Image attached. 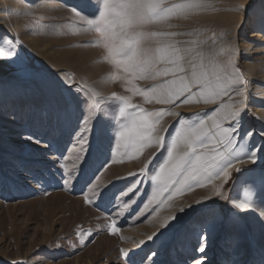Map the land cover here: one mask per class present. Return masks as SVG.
I'll use <instances>...</instances> for the list:
<instances>
[{
  "label": "rangeland",
  "instance_id": "1",
  "mask_svg": "<svg viewBox=\"0 0 264 264\" xmlns=\"http://www.w3.org/2000/svg\"><path fill=\"white\" fill-rule=\"evenodd\" d=\"M10 1L0 0V32L17 34L30 50L32 74L24 81L9 83V74L5 73L4 82L0 83V264L18 261L24 264H124L121 249L137 250L136 258L143 257L154 245L149 242L140 249L138 242L147 240L164 218L175 214L179 207L195 204L209 195L212 184L176 193L169 202L172 207L162 204L141 215L140 210L152 193V186L146 180L142 185L143 194L131 205L132 210L122 219L112 217L119 220L120 231L110 233L107 230L110 215L119 209L111 208L106 202L99 207L86 203L80 191L83 177L64 186L59 165L50 159L53 154L67 156L65 163L71 169L78 148L76 132L80 113L76 105L80 98L62 85L59 77L71 76L94 88L101 97H108L113 92L132 96L131 103L149 112L169 109L171 114H166L157 125L159 133L166 139L175 131L179 119L195 120L210 114L214 105L196 102V97L187 104L177 101L175 105H168L154 100L148 103L142 96L127 92L123 80L106 79L115 69L104 59L106 53L102 47L87 43L95 40L98 34L84 31L82 22L73 21L70 6L77 0ZM166 2L181 3L183 0ZM242 3L245 0H208L207 7L191 15L173 18V28L149 24L144 30L195 32L193 36L174 39L199 41L197 51H202L206 57L229 45L238 47L234 59L246 78L248 108L252 113L245 116V127L259 130L264 127V44L250 37L253 31L260 30L250 20L243 19V12L236 10L235 6ZM242 42L246 46L242 47ZM135 83L143 88L154 82L137 80ZM69 101L73 105L72 112L65 111ZM101 104L105 105L110 117L117 111L113 104L105 101ZM33 133L46 143L51 141L48 150L23 139ZM153 153L155 157L149 166L153 168L166 155L165 149L157 151L154 143L143 147L139 156L125 155L124 148L120 147L114 156L101 157L107 166L100 174V182L109 185L111 193L119 195L134 181L130 173L138 172ZM95 163L99 165L100 160ZM21 166L42 172L46 179L39 183L27 179ZM237 176L234 172L233 178ZM213 183L218 184L219 180ZM226 188L233 196L242 195L239 185ZM200 215L198 209L182 214L165 233L158 264H194L202 227L198 223ZM135 217L139 218L134 220ZM88 230L91 235L82 244L77 233ZM225 231L238 232L242 243L238 259L241 264H247L248 246L261 242V228L255 213H249L238 229L221 227L210 233L209 264H217L222 256Z\"/></svg>",
  "mask_w": 264,
  "mask_h": 264
},
{
  "label": "snow or ice",
  "instance_id": "2",
  "mask_svg": "<svg viewBox=\"0 0 264 264\" xmlns=\"http://www.w3.org/2000/svg\"><path fill=\"white\" fill-rule=\"evenodd\" d=\"M207 4L208 0H183L172 4L166 0H77L70 6L73 21L82 22L84 31L98 34L95 40L87 43L105 50L104 59L115 69L106 79L123 80L127 92L142 96L148 103L154 100L168 105H175L177 101L187 104L196 97V102L214 105L210 114L195 120L179 119L175 131L166 139L159 133L157 125L166 114H171L169 109L149 112L131 103L132 96L113 92L108 97H101L94 88L71 76L59 77L61 84L80 98L76 105L80 113L76 132L78 148L71 169L65 163L67 156L53 154L50 159L59 165L64 186L83 177L80 191L86 203L99 207L106 202L111 208L119 209L110 215L111 223L107 225L110 233L120 231L119 220L112 217L122 219L132 210L131 205L143 194L142 185L146 180L152 186V193L140 210L141 215L162 204L172 207L169 202L176 193L212 184L209 195L195 204L179 207L175 214L164 218L147 240L138 242L140 249L151 242L154 247L149 253L137 259V250L121 249L124 264H158L165 233L182 214L194 209L199 210L198 223L202 225L194 264H209L207 249L213 230L221 227L238 229L249 213H255L261 228V242L248 246L247 264H264V127L259 130L245 127V116L252 113L248 108L246 78L234 59L238 47L229 45L206 57L202 51H197L199 41L174 39L193 36L195 32L144 30L149 24L173 28V18L191 15ZM235 8L245 14L244 20H250L264 32V0H245ZM29 51L17 34L0 32V83L4 82L5 73L9 74V83L30 78ZM137 80L154 83L142 88L135 83ZM101 101L115 105L117 111L110 117ZM65 111H73L71 101L66 104ZM15 115L12 114L13 119ZM176 115L180 116L179 113ZM93 136L96 137L95 144ZM23 139L45 150L51 144L50 140L46 143L35 133ZM153 143L157 151H166L162 162L150 168L155 157L153 153L138 172L130 173L135 179L119 195L111 193L109 185L100 182V174L107 166L101 157L114 156L120 147L124 148L125 155L139 156L143 147ZM96 160H100L99 165ZM21 167L29 180L39 183L46 179L42 172ZM234 172L238 174L235 179ZM214 180L219 183H213ZM238 185L242 195L233 196L226 188ZM77 235L83 244L91 230ZM241 248L238 232L225 231L222 256L217 264H241L238 259Z\"/></svg>",
  "mask_w": 264,
  "mask_h": 264
},
{
  "label": "bare ground",
  "instance_id": "3",
  "mask_svg": "<svg viewBox=\"0 0 264 264\" xmlns=\"http://www.w3.org/2000/svg\"><path fill=\"white\" fill-rule=\"evenodd\" d=\"M10 2H15L14 0L10 1ZM250 37L251 38H255V40L261 42V45L264 44V32H261V31H253L251 34H250ZM241 46L244 47L246 46V44L244 42L241 43Z\"/></svg>",
  "mask_w": 264,
  "mask_h": 264
}]
</instances>
